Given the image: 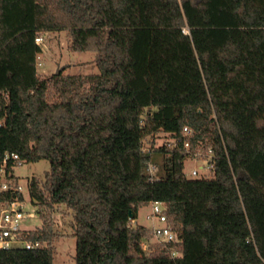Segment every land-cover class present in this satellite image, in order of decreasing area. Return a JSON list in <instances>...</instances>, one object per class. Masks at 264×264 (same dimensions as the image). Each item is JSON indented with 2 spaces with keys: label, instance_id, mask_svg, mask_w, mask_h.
<instances>
[{
  "label": "trees",
  "instance_id": "trees-1",
  "mask_svg": "<svg viewBox=\"0 0 264 264\" xmlns=\"http://www.w3.org/2000/svg\"><path fill=\"white\" fill-rule=\"evenodd\" d=\"M61 30L98 73L39 74L37 38ZM197 151L210 176H187ZM42 159L28 182L41 225L21 234L41 246L0 248V264H55L63 206L75 264L264 259V0H0V211L25 199L15 167ZM154 200L179 241L147 250L153 230L132 221Z\"/></svg>",
  "mask_w": 264,
  "mask_h": 264
},
{
  "label": "rangeland",
  "instance_id": "rangeland-1",
  "mask_svg": "<svg viewBox=\"0 0 264 264\" xmlns=\"http://www.w3.org/2000/svg\"><path fill=\"white\" fill-rule=\"evenodd\" d=\"M43 50L38 54L37 70L41 75H51L59 70L65 74H87L98 73L100 71L96 64V52L94 51H73L70 49L69 36L66 30L45 31L43 33ZM165 134L158 135V141L162 142ZM51 167L47 159L37 162H23L18 164L14 173L19 177L21 190L24 193V206L26 211L35 213L33 218H27L24 221V227L27 231H33L41 225V219L36 213V208L31 202L28 190V182L32 176H37L41 180L45 179V173ZM196 169L197 175L192 171ZM185 171L190 178H200L211 175V170L204 165V160L198 158H189L185 161ZM151 205H146L139 210L138 217L132 221L133 224L141 223L148 226L151 230L156 223L148 217ZM55 220V229L62 234L60 239L54 244V262L55 264H75L74 256L76 254V237L73 235V214L66 210L65 206L58 208L53 213ZM147 243L145 247L153 245L154 236L144 240ZM18 245V243H16Z\"/></svg>",
  "mask_w": 264,
  "mask_h": 264
},
{
  "label": "built area",
  "instance_id": "built-area-1",
  "mask_svg": "<svg viewBox=\"0 0 264 264\" xmlns=\"http://www.w3.org/2000/svg\"><path fill=\"white\" fill-rule=\"evenodd\" d=\"M182 2L183 0H178ZM186 32H188L185 29ZM37 42L39 44H43V38L38 37ZM184 135L185 136H192L193 130L192 128L185 126L184 129ZM166 134L163 138V141L158 144H162L165 141L168 142L167 144L169 146L177 144L176 141H180L181 139H176L175 137L166 138ZM158 138V137H157ZM185 147H190L189 140H184ZM9 157H12L14 159H18V154L12 153L11 155H7L5 157V162ZM194 158L202 159L204 160V165L208 167V169H212L214 167V161H213V155L209 153L207 156H204V154L201 151H197L194 155ZM150 172L154 176L155 174V167L153 165H150ZM193 175H197L198 171L194 169L192 171ZM2 175V185L1 187L3 189H8L9 183L5 179V171L4 169L1 170ZM19 189H21V185H19ZM151 205V211L150 214H148V217L152 220H155L156 223L152 226L153 229V236L156 242L167 245L170 243H176L179 241L178 233L172 228L171 225L168 224V211L162 201L154 200L150 203ZM35 216V213L32 211H26L24 206V201L21 200H14L11 201L9 204L2 207L0 211V248H10L16 243L20 244L22 243L26 248L33 249L41 246L40 241H32V240H23L21 238V234L23 231L27 230L24 226V221L27 218H33ZM147 245L146 242H143V246L145 249L149 250V247H145ZM172 254L174 256H177L180 254L178 250H173ZM256 264H264V259L262 258L261 261H259Z\"/></svg>",
  "mask_w": 264,
  "mask_h": 264
},
{
  "label": "water",
  "instance_id": "water-1",
  "mask_svg": "<svg viewBox=\"0 0 264 264\" xmlns=\"http://www.w3.org/2000/svg\"><path fill=\"white\" fill-rule=\"evenodd\" d=\"M59 72V71H58Z\"/></svg>",
  "mask_w": 264,
  "mask_h": 264
}]
</instances>
